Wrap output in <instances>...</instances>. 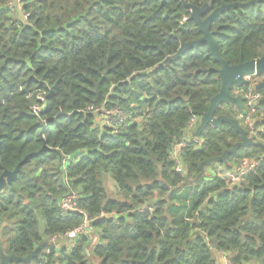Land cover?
I'll return each mask as SVG.
<instances>
[{"label":"trees","instance_id":"obj_1","mask_svg":"<svg viewBox=\"0 0 264 264\" xmlns=\"http://www.w3.org/2000/svg\"><path fill=\"white\" fill-rule=\"evenodd\" d=\"M14 1L0 0V179L25 163L0 191V263L40 249L30 264H264V104L256 135L245 102L217 109L257 144L226 164L206 165L242 141L226 123L181 148L183 172L174 158L222 86L206 44L174 59L203 37L192 8L208 6L205 21L235 6L210 28L235 67L264 57V0ZM102 107L126 121L107 125L90 111ZM244 160L260 164L241 187L216 173ZM69 195L80 212H63Z\"/></svg>","mask_w":264,"mask_h":264},{"label":"water","instance_id":"obj_2","mask_svg":"<svg viewBox=\"0 0 264 264\" xmlns=\"http://www.w3.org/2000/svg\"><path fill=\"white\" fill-rule=\"evenodd\" d=\"M233 7L235 6H223L213 14H211L205 21L201 20V16L208 11V6H204L202 8L193 7L191 19L198 25L203 34V37L198 41L183 45L177 56L174 57V59H177L181 57L186 51L206 44L213 54L215 60L221 64V70L219 71L222 84L221 90L219 94L211 100L210 108L208 112L203 115L201 125L195 135L197 138H200L209 126L220 128L223 123H226L233 126L241 134L242 141L236 144L231 150L225 152L222 157L209 160L206 165H210L213 162L226 164L229 157L236 154L240 149H246L251 146L257 145L251 138L248 137L247 132L244 130V128H242L237 120L228 118L227 116L216 117L217 109L221 104L224 103L231 104L233 106H236L239 110H242L243 98L241 96H233L231 93L232 89L234 87L241 89L249 84L250 78H253L257 75H264V57L232 67L224 59H222L218 52L216 39L214 38L210 30L211 24L219 16ZM257 89L264 90V81L258 84ZM23 163L20 164L14 172H6L4 174V176L0 179V191L3 190V188L7 184H11L17 178ZM232 187H241V183H237ZM55 243L57 245L65 246L67 244V239H58L55 241ZM40 252L41 250L38 249L27 258L6 256L4 254H1V264H30L33 259L38 257Z\"/></svg>","mask_w":264,"mask_h":264},{"label":"built area","instance_id":"obj_3","mask_svg":"<svg viewBox=\"0 0 264 264\" xmlns=\"http://www.w3.org/2000/svg\"><path fill=\"white\" fill-rule=\"evenodd\" d=\"M20 2H21L20 0H15L14 3H12V8L14 9V11H16L17 8H20ZM184 21H186V19ZM251 82H252V78L249 79V83H251ZM260 83L251 84L249 90H247V91H244L242 89H237L235 91V96L236 97L241 96L243 98V102H245V107H246V111H244V113H242L240 115V119L248 127V129L250 130L252 135H256L255 115L257 114L260 106L263 104V101H264V96L257 89V86ZM36 110H38V108ZM90 111L95 113V114H100V113L103 114L102 118L104 119L105 123L107 125L112 124V119L110 117V115L112 113L106 112L105 108H103V107L102 108H91ZM112 116L114 118V124H123L127 119V116L124 115L119 110H115L113 112ZM201 121H202V117L194 116L192 118L190 124H189L188 134L190 133L191 135H194L197 132V130L199 129V127L201 125ZM189 139L182 141L179 145L176 146L177 148L175 147V150H174V158L176 159V162H177L176 170L180 173L183 172V166H182L180 159H179V152H180L181 148L185 147L189 143V141H195L196 143L200 144V142L196 136L194 138L192 137V140H189ZM262 159H264V157ZM259 164H260L259 160L241 161L237 165L235 172H233V171L232 172H225L224 176H221V177L224 178L229 185L233 186L237 183H241L248 174L253 172L259 166ZM61 208H62L63 212H65V213L80 212V210L77 206L75 195H69V196H66L65 198H63L61 201ZM89 225H90V223L87 220L85 222L84 226H82L78 230L70 233L68 235V238L74 239L79 234H82V233L90 230ZM225 264H232L228 260L227 256L225 259Z\"/></svg>","mask_w":264,"mask_h":264},{"label":"rangeland","instance_id":"obj_4","mask_svg":"<svg viewBox=\"0 0 264 264\" xmlns=\"http://www.w3.org/2000/svg\"><path fill=\"white\" fill-rule=\"evenodd\" d=\"M20 6H21V2H20ZM253 84V83H252ZM235 94V93H234ZM196 135L194 134V135H192V137L194 138ZM236 167L237 166H235V168H232V170L231 169H229V168H224V167H218V168H216V173L217 174H220L221 176H224V174H225V172H235V170H236ZM108 187H109V190H110V192L112 193V196H115V197H118V193H117V189H116V186H115V184L110 180V181H108ZM94 231H92V233H93ZM96 237L94 236V240H96L95 239Z\"/></svg>","mask_w":264,"mask_h":264},{"label":"crops","instance_id":"obj_5","mask_svg":"<svg viewBox=\"0 0 264 264\" xmlns=\"http://www.w3.org/2000/svg\"><path fill=\"white\" fill-rule=\"evenodd\" d=\"M188 137H192V135L189 133ZM215 256H216V264H225V259H226V255L225 254L216 252Z\"/></svg>","mask_w":264,"mask_h":264},{"label":"flooded vegetation","instance_id":"obj_6","mask_svg":"<svg viewBox=\"0 0 264 264\" xmlns=\"http://www.w3.org/2000/svg\"><path fill=\"white\" fill-rule=\"evenodd\" d=\"M2 261V260H1ZM1 264V263H0Z\"/></svg>","mask_w":264,"mask_h":264}]
</instances>
